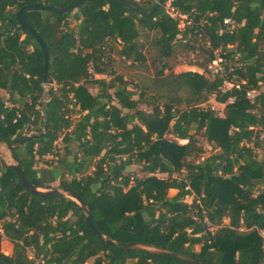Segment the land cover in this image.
<instances>
[{
	"label": "trees",
	"instance_id": "obj_1",
	"mask_svg": "<svg viewBox=\"0 0 264 264\" xmlns=\"http://www.w3.org/2000/svg\"><path fill=\"white\" fill-rule=\"evenodd\" d=\"M166 1L148 16L107 0H86L67 13L23 14L49 54L53 85L47 87L44 54L16 14L23 6L54 3L0 0V143H13L22 133L38 134L46 123L43 136L14 151L21 168L35 186L52 188L58 179L57 188L77 192L89 206L95 229L108 238L212 264H264L259 235L264 161L255 152H264V0H171L190 21L182 30L165 14ZM70 18L75 30L68 26ZM224 18L236 23L232 34H218ZM142 34L155 49L151 62L157 66L150 84L137 94L116 75L112 54L144 63ZM205 36L209 46L199 48L203 60L193 66L206 69L220 59L223 78L190 68L164 73L177 42L194 51L190 43ZM224 80L233 87L222 91ZM257 90L252 101L246 98L247 91ZM149 91L164 100L162 109L159 104L148 111L139 108ZM211 98L224 106L223 116L208 106ZM200 131L212 153L196 162L188 158L203 153L196 146ZM167 134L186 143L168 141ZM46 157L55 160L54 172L37 168L39 162L51 164ZM131 159L141 176L126 172ZM169 190L176 195L169 198ZM4 241L9 252L2 251ZM0 264L184 263L104 244L86 227L74 201L33 196L0 159Z\"/></svg>",
	"mask_w": 264,
	"mask_h": 264
},
{
	"label": "rangeland",
	"instance_id": "obj_2",
	"mask_svg": "<svg viewBox=\"0 0 264 264\" xmlns=\"http://www.w3.org/2000/svg\"><path fill=\"white\" fill-rule=\"evenodd\" d=\"M136 2H141V1H145V0H135ZM51 3H54L55 5H59L56 0H54V2L52 1ZM71 20L68 22V26L69 28L75 30V25L76 22L72 20V18H70ZM63 32H67L66 29ZM147 35V34H146ZM146 35L142 34L140 37L141 42L144 44V50H142V52L144 53V57H145V62L144 63H139L138 61L136 62H130V61H126L124 60L122 57H120L116 52H113L112 57L114 59V71L116 72V75L122 76L123 79L128 83V88L129 90H132L135 93H139L141 91L142 86L145 85H149L151 79L153 78L154 74H155V67L157 66V64H152L151 59L153 58V56H155V49H153L150 46L149 43V39L146 38ZM149 36H152V34H149ZM184 43V41H182ZM205 43V40H198L196 44H192L194 46V51L193 50H186V48H184L183 46L179 45V43L177 42V44L175 45L174 48V52L171 58H169L168 60H166V69L164 70V73L167 74L169 73V70L172 68L174 71H180L182 69H188L190 68V70H197L200 72H204L205 75L210 76V70L208 68L204 69V67H198V66H193L196 65L197 62H202L203 57L200 55V53H198L199 48L201 46H203ZM115 50H119V46L115 45ZM214 62H217L219 64L220 59L219 60H215ZM213 64V63H212ZM186 65V66H185ZM98 78H101L99 76H97ZM104 78H106L107 80H109L110 78H112L111 76H104ZM97 88L94 86H90V91L93 94L97 93ZM261 90H264V83L261 85ZM0 94H4L3 91H0ZM182 97H187V95H182ZM137 96L134 97V99H136ZM144 103L139 105L140 109L143 110H147L155 105L161 106L160 108L162 109V105L164 103V100L161 98H158V95H156V93L154 91H149L146 95V97H144ZM44 100H46V97L43 98ZM203 107H205V105H202ZM208 106L210 108H212L213 110H215L219 116H223L224 113V106L222 104L216 103L214 101L213 98H211L208 101ZM78 117V114L76 112L73 113L72 115V119L74 120L75 118ZM193 131H191V133H193ZM31 134V133H29ZM26 135V134H25ZM197 136V140L198 142L196 143L197 147H201L203 149V153L198 156L197 158H193L194 155L192 157H189L188 159L191 160H195L196 162H200L202 161L204 158L208 157L211 155L212 153V144H209L205 137L203 136V131L198 132ZM63 136H60L59 140H61ZM166 139L168 141H176L179 142V144L183 145L186 143V141H180V140H176L174 139L171 135L167 134ZM62 144L61 142L58 143V146L60 147ZM61 148V147H60ZM61 150V149H60ZM256 156L257 159L260 161H264V152L261 149H256ZM50 162L49 158H46L45 160H47ZM52 161V160H51ZM56 166L55 160L54 162H52L51 164H46L43 162H39L37 164V168L38 169H53V172L55 171L54 167ZM126 172H133L136 173L138 175H142L140 172V167L136 164V161L134 159H131L129 164L126 167ZM55 176L56 173H55ZM166 175L164 174H159L157 175V177L159 178H164ZM176 176V175H175ZM58 178V177H57ZM50 186L52 188H57L58 187V179H56L52 184H50ZM177 193L176 190H169L168 191V197L171 198L173 196H175ZM192 197H186L185 198V202L186 203H190L191 202ZM224 224L228 223V220H224L223 221ZM264 246V243H263ZM200 249V245H196L194 246V250L196 252H198ZM10 250V245L7 242H3L2 244V251L3 252H9ZM29 256H32V253L29 252L28 253ZM92 261L90 260L89 263H91Z\"/></svg>",
	"mask_w": 264,
	"mask_h": 264
},
{
	"label": "water",
	"instance_id": "obj_3",
	"mask_svg": "<svg viewBox=\"0 0 264 264\" xmlns=\"http://www.w3.org/2000/svg\"><path fill=\"white\" fill-rule=\"evenodd\" d=\"M86 0H75L70 3L66 4H50V5H44V4H33V5H27L23 6L16 14L17 22L20 26L25 28L32 37H34L39 44L43 54H44V74H43V83L44 86L51 87L53 85V81L50 79L47 68H48V59L49 54L47 52L46 47L44 46L41 38L35 33V31L32 29V27L26 25L23 20L22 16L23 14L30 12V11H47V12H54V13H67L72 10L77 9L80 5H82ZM111 5L117 6V7H124L129 10L138 12L144 16H148L153 11H155L161 4L163 3V0H156L152 3V5L148 7H141L139 5L133 4V3H120L113 0H107ZM41 103H39V106ZM48 131V125L45 123L44 129L42 132L38 134H28L25 135L24 133L20 134V136L15 140L13 143H0V159L12 170L16 173L17 177L19 178L21 184L32 194L33 196L40 197L47 200H53V199H69L74 201L79 208L82 210L85 218V225L86 227L92 231L96 237L103 242L106 245L112 246L117 249L122 250H131V251H138L143 252L146 254H150L157 257L167 258L171 259L180 263L184 264H212L208 261L194 258L191 256H187L184 254H178L171 251H168L166 249L157 247L155 245L141 243V242H119L116 240H113L111 238H108L107 236L103 235L102 233L98 232L95 227L93 226L92 220H91V212L89 209V206L80 198L79 194L75 192L72 189L69 188H42L33 185L28 178L26 177L23 169L20 166L19 161L17 160L16 156L14 155V151L21 147L22 144L29 141L32 137L35 136H43L44 133Z\"/></svg>",
	"mask_w": 264,
	"mask_h": 264
},
{
	"label": "built area",
	"instance_id": "obj_4",
	"mask_svg": "<svg viewBox=\"0 0 264 264\" xmlns=\"http://www.w3.org/2000/svg\"><path fill=\"white\" fill-rule=\"evenodd\" d=\"M155 1L156 0H153V2H155ZM163 8H164L165 14L169 15L171 18H173L175 20H178L177 27H178L179 30H182L185 27V25H189L190 24V21H187V16L186 15L178 13L177 11H175L173 9V7L171 6V0H167L164 3ZM235 29H236V23L233 20H231L230 18H224L223 21H222L221 27H220V29L218 31V34L219 35H222L223 33L232 34L235 31ZM204 40H205L204 44H206V46H209V40H208L207 36H205ZM208 69L210 70V75L212 77H216L217 76V77L223 78V69L220 66V64H218L217 62H213V64L209 65ZM232 87H233V85L231 83H229V82L224 80L221 90L222 91H227V90L231 89ZM258 94H259V90H257V91H247L246 92V98L248 100L252 101ZM232 102H233V99H229L228 100V103H232ZM259 235L264 241V229L259 232Z\"/></svg>",
	"mask_w": 264,
	"mask_h": 264
},
{
	"label": "crops",
	"instance_id": "obj_5",
	"mask_svg": "<svg viewBox=\"0 0 264 264\" xmlns=\"http://www.w3.org/2000/svg\"><path fill=\"white\" fill-rule=\"evenodd\" d=\"M54 2V0H52ZM64 0H56L58 4L62 3Z\"/></svg>",
	"mask_w": 264,
	"mask_h": 264
}]
</instances>
